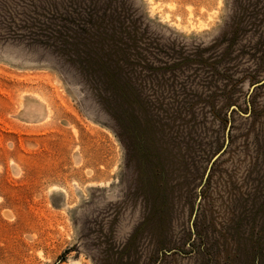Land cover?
Listing matches in <instances>:
<instances>
[{
    "label": "rangeland",
    "instance_id": "rangeland-1",
    "mask_svg": "<svg viewBox=\"0 0 264 264\" xmlns=\"http://www.w3.org/2000/svg\"><path fill=\"white\" fill-rule=\"evenodd\" d=\"M98 1L138 135L49 37L86 0H0V264H264V0Z\"/></svg>",
    "mask_w": 264,
    "mask_h": 264
},
{
    "label": "trees",
    "instance_id": "trees-1",
    "mask_svg": "<svg viewBox=\"0 0 264 264\" xmlns=\"http://www.w3.org/2000/svg\"><path fill=\"white\" fill-rule=\"evenodd\" d=\"M86 2L73 11H66L68 18L62 24H48L49 37L59 44L67 61L79 67L87 83L111 86L109 95V90L103 89L104 108L119 128L132 118L130 129L138 135L137 115L125 101L128 94L134 95L132 85L136 82L125 73L124 63L130 48L141 41L137 27L132 20L127 22L120 12L111 11L107 6L100 8L98 0Z\"/></svg>",
    "mask_w": 264,
    "mask_h": 264
},
{
    "label": "water",
    "instance_id": "water-1",
    "mask_svg": "<svg viewBox=\"0 0 264 264\" xmlns=\"http://www.w3.org/2000/svg\"><path fill=\"white\" fill-rule=\"evenodd\" d=\"M220 155H221V153H218V154L216 155V158H218Z\"/></svg>",
    "mask_w": 264,
    "mask_h": 264
}]
</instances>
